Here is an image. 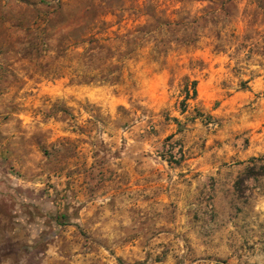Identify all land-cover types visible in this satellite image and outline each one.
<instances>
[{
	"label": "rangeland",
	"instance_id": "1",
	"mask_svg": "<svg viewBox=\"0 0 264 264\" xmlns=\"http://www.w3.org/2000/svg\"><path fill=\"white\" fill-rule=\"evenodd\" d=\"M0 264H264V0H0Z\"/></svg>",
	"mask_w": 264,
	"mask_h": 264
},
{
	"label": "trees",
	"instance_id": "2",
	"mask_svg": "<svg viewBox=\"0 0 264 264\" xmlns=\"http://www.w3.org/2000/svg\"><path fill=\"white\" fill-rule=\"evenodd\" d=\"M50 21V20H49ZM87 34L86 32L84 33H80L79 35H81V40H79V44L81 45H85L87 44V46H84V51L80 53V57L77 60V62L80 64V66H82V70L80 71V75L82 77V81L83 82H91V81H94L96 80L97 76L100 74V72H96V69L97 67L95 66V61L96 59H94L95 57V51L96 49H99V47L103 46V47H107L109 48V44H106L108 46H105L104 45V41H107L109 40V38H103V37H98L97 34L98 32L96 33H93L91 34L89 37H87ZM134 33L133 32H129L127 34H124V35H118L116 40H121L124 42L125 39H127L125 45L127 44V47H126V54H129L130 57L132 56H135L137 53H138V48L133 46L132 45V39L134 37L133 35ZM78 35V36H79ZM122 45V44H120ZM121 46H118L116 47L117 49H119ZM121 60H119L120 62ZM110 66L114 67V69H118L119 71V68L117 66V64L111 62L110 63ZM113 72V70H112ZM108 74V77H104V79L106 80H118V77L117 75H114L110 72L107 73ZM112 74V75H111ZM107 76V75H105ZM194 94L197 93V89H196V81H194ZM189 91H188V97H189Z\"/></svg>",
	"mask_w": 264,
	"mask_h": 264
}]
</instances>
